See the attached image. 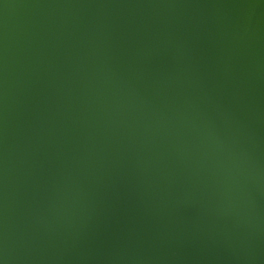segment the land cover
<instances>
[{"label":"water","instance_id":"1","mask_svg":"<svg viewBox=\"0 0 264 264\" xmlns=\"http://www.w3.org/2000/svg\"><path fill=\"white\" fill-rule=\"evenodd\" d=\"M0 264H264V0H0Z\"/></svg>","mask_w":264,"mask_h":264}]
</instances>
